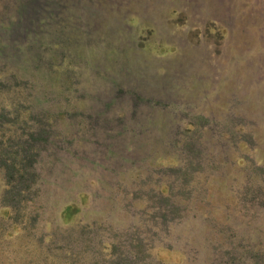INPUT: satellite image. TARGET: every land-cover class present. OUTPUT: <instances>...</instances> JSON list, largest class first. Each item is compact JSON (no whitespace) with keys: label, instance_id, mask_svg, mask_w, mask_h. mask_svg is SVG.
Here are the masks:
<instances>
[{"label":"rangeland","instance_id":"obj_1","mask_svg":"<svg viewBox=\"0 0 264 264\" xmlns=\"http://www.w3.org/2000/svg\"><path fill=\"white\" fill-rule=\"evenodd\" d=\"M0 264H264V0H0Z\"/></svg>","mask_w":264,"mask_h":264},{"label":"trees","instance_id":"obj_2","mask_svg":"<svg viewBox=\"0 0 264 264\" xmlns=\"http://www.w3.org/2000/svg\"><path fill=\"white\" fill-rule=\"evenodd\" d=\"M34 157L32 156V159H33Z\"/></svg>","mask_w":264,"mask_h":264}]
</instances>
